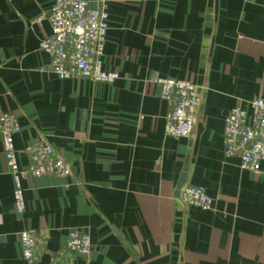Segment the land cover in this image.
<instances>
[{"label":"crops","instance_id":"1","mask_svg":"<svg viewBox=\"0 0 264 264\" xmlns=\"http://www.w3.org/2000/svg\"><path fill=\"white\" fill-rule=\"evenodd\" d=\"M53 2L0 0V104L17 117L15 147L43 139L70 167L22 180L18 212L0 135V264H28L25 230L32 264H264V163L249 171L224 153L230 109L264 98V0H109L113 83L49 71L38 49L49 23L35 21ZM158 77L197 86L189 136L164 133ZM186 184L212 209L181 202ZM71 228L90 234V255L66 249Z\"/></svg>","mask_w":264,"mask_h":264},{"label":"built area","instance_id":"2","mask_svg":"<svg viewBox=\"0 0 264 264\" xmlns=\"http://www.w3.org/2000/svg\"><path fill=\"white\" fill-rule=\"evenodd\" d=\"M108 1L54 0L50 9L36 19L49 23L50 31L38 42V49L50 57L48 69L59 78H87L98 83H113L119 73L103 67V51L108 30ZM161 98L170 109L165 116L164 133L173 137H187L193 130V112L197 100V86L185 79L158 77ZM248 109L240 104L230 109L224 120V153L238 154L242 169L257 172L264 163V98L248 101ZM14 112L0 104V135L3 157L14 184L16 211L24 209L22 180L27 177L70 174L68 163L43 139L26 143L21 149L14 144L19 131ZM22 152L26 165L21 166L17 154ZM179 200L187 205L210 210L213 198L203 186L186 184L179 192ZM23 258L32 264L36 258V236L32 231H21ZM69 253L88 256L92 250L90 234L80 228H71L66 236Z\"/></svg>","mask_w":264,"mask_h":264}]
</instances>
